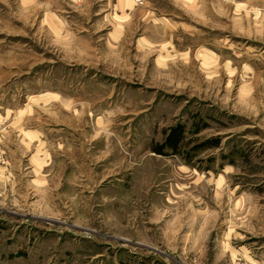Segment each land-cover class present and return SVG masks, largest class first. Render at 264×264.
Listing matches in <instances>:
<instances>
[{
	"label": "rangeland",
	"instance_id": "rangeland-1",
	"mask_svg": "<svg viewBox=\"0 0 264 264\" xmlns=\"http://www.w3.org/2000/svg\"><path fill=\"white\" fill-rule=\"evenodd\" d=\"M0 264H264V0H0Z\"/></svg>",
	"mask_w": 264,
	"mask_h": 264
},
{
	"label": "trees",
	"instance_id": "trees-1",
	"mask_svg": "<svg viewBox=\"0 0 264 264\" xmlns=\"http://www.w3.org/2000/svg\"><path fill=\"white\" fill-rule=\"evenodd\" d=\"M181 140H182L181 131L179 130V132L175 133V129H174V131L166 139V142L167 144H170L174 149H177ZM157 152L163 154L161 148H158Z\"/></svg>",
	"mask_w": 264,
	"mask_h": 264
}]
</instances>
